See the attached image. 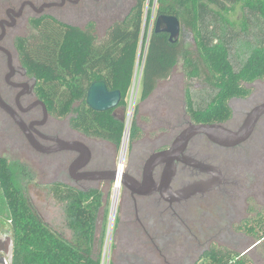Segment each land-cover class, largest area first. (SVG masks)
I'll return each mask as SVG.
<instances>
[{"label":"flooded vegetation","instance_id":"af4514ba","mask_svg":"<svg viewBox=\"0 0 264 264\" xmlns=\"http://www.w3.org/2000/svg\"><path fill=\"white\" fill-rule=\"evenodd\" d=\"M81 1L0 3V128L17 151L30 148L40 157L43 173L54 178L48 184L50 191L57 183L85 193L96 190L104 196L117 180L115 151L120 148L73 130L71 116L57 119L48 112L46 117L44 102L36 92L39 80L23 65L17 48L19 38L34 34L32 18L58 19L47 11L77 6ZM97 1H86V9H92ZM46 4L57 6L41 11ZM24 22L34 32L20 34L26 29ZM244 88L246 96L229 100L230 117L225 122H198L184 110V115L154 113L150 125L138 126L141 136L135 142L139 145L131 150L123 174V180L128 175L138 187L129 180L126 185L122 182L116 211L120 202L123 216L117 228L123 242L115 251L117 262L113 264H199L206 260L210 264V255L215 252L229 264L264 263V114L243 142L222 143L199 134L178 154L152 167L148 164L156 154L171 151L192 125H219L230 132L239 131L253 110L264 105V79L245 83ZM121 109L125 107L119 104L113 116L124 123ZM62 142H82L89 148L90 159L83 168L74 169L82 162L78 149H67ZM256 249H260L258 257L250 258Z\"/></svg>","mask_w":264,"mask_h":264},{"label":"trees","instance_id":"16d2710c","mask_svg":"<svg viewBox=\"0 0 264 264\" xmlns=\"http://www.w3.org/2000/svg\"><path fill=\"white\" fill-rule=\"evenodd\" d=\"M146 2L136 0L129 13L109 27L101 42H97L94 23L80 28L52 16L32 18L34 34L17 40L21 61L38 78L36 92L49 114L57 119L71 116L73 130L118 148L124 123L113 116L115 109L92 110L86 97L93 83L103 81L110 91L121 92L120 105L126 107L143 37L147 42ZM157 4V17H177L182 37L191 33L194 42L193 47L185 38L171 43L169 34L155 32L154 22L148 36L140 99L149 98L160 81L169 79L181 60L189 79L201 80L203 88L214 94L204 108L196 109L186 90L192 117L203 123L225 122L230 117L229 100L248 94L245 83L264 79V0H157ZM237 6L242 17L236 22L227 14ZM138 132L134 123L132 140ZM51 193L65 206V225L72 231L71 239L43 221L28 196L15 185L10 163L0 156V197L6 202V216L14 232L12 264H102L101 255L96 254L95 233L103 194L96 190L80 192L57 183L51 186ZM209 259L210 264H229L217 252Z\"/></svg>","mask_w":264,"mask_h":264},{"label":"rangeland","instance_id":"374dc122","mask_svg":"<svg viewBox=\"0 0 264 264\" xmlns=\"http://www.w3.org/2000/svg\"><path fill=\"white\" fill-rule=\"evenodd\" d=\"M5 1V2H4ZM22 0H0V3L20 2ZM86 1L82 0L77 6H66L61 8H52L47 11L50 15L57 17L60 21L67 24L85 28L89 23L95 24V36L97 42H101L105 37L109 27L122 20L135 5L136 0H100L92 9H86ZM95 2V1H94ZM157 0H147L145 5V24L144 30L149 29L147 34V42H144V37L140 44V51L135 68L133 85L128 92L126 98V107L121 109L120 114L124 117L125 131L120 149L116 153L117 167L120 164L121 156L126 147L125 155V172L127 171L130 152L133 148L139 145L135 142L141 136L140 130L132 141L131 131L133 124L141 129L145 125H150L154 119V113L158 116L167 115L169 111H174L173 114L181 113L184 115V110H188L185 92L189 89L193 103L196 109L204 108L212 99L213 93L207 88H203V83L199 79H189L183 69V62L180 60L171 77L167 80H162L158 83L155 92L146 100H141L142 86V71L146 56L148 36L152 31L157 14ZM150 10V11H149ZM216 10V9H215ZM150 12V14H148ZM28 14H30L28 12ZM227 17L232 21H239L242 17V11L239 6L235 7L232 12L227 14ZM147 23V24H146ZM26 29H22L20 34L27 35L34 31L24 22ZM185 38L187 44L193 47V35L185 34L182 37L180 34L179 40ZM143 47H145L142 55ZM235 59V58H233ZM234 63V61H233ZM134 83L136 90L133 91ZM177 116L175 115V118ZM143 134V132H142ZM128 143V144H127ZM125 145V146H124ZM127 145V146H126ZM28 147V146H27ZM110 145L107 148L110 149ZM264 151V150H262ZM125 153V154H126ZM261 155V154H259ZM0 156L4 157L10 163L14 173L15 185L31 200L33 207L43 221L53 230L63 234L67 239H71V233L66 228V214L64 204L59 203L53 197L48 184L54 180L53 176H47L43 173V167L40 163V157L30 148L25 151H17L13 143L8 139L0 128ZM263 156V155H261ZM67 183L68 180H66ZM114 185L109 186V190L104 194L103 207L100 210L98 223L96 228V254H100L102 264H113L117 262L115 251L119 244L123 242V234L117 228V222L123 216L120 212V202L116 215H113L114 209ZM123 188V185H122ZM123 190V189H122ZM0 197V236L6 232L10 237H14V232L9 218L6 216L5 201H1ZM6 208V209H5ZM116 223V225L114 224ZM115 225V226H114ZM119 227V226H118ZM117 231L119 233H117ZM259 250L253 251L250 258H256L259 255ZM199 264H208L207 260ZM264 264V263H263Z\"/></svg>","mask_w":264,"mask_h":264},{"label":"water","instance_id":"95a60500","mask_svg":"<svg viewBox=\"0 0 264 264\" xmlns=\"http://www.w3.org/2000/svg\"><path fill=\"white\" fill-rule=\"evenodd\" d=\"M57 4H46L41 8V11L47 8L56 7ZM155 32L156 33H167L169 34V41L175 43L179 40L181 34V23L179 19L175 16L161 15L158 16L155 22ZM149 40V38H148ZM122 100V94L120 91H110L103 81H98L93 83L87 92V105L94 111L97 112H106L113 109H116ZM46 117L48 115L47 108L43 103ZM264 114V105L256 108L248 116L245 124L237 132H230L225 128L219 125H192L187 129L176 141L171 151L156 154L149 161V166L152 167L158 161H161L164 158L171 157L178 154L184 147L187 142L195 135L204 134L209 136L212 140L222 143H240L245 141L251 132L253 131L257 120L259 117ZM31 144L36 149L40 150L39 146L30 139ZM67 149H78L81 153L79 161L81 164L77 163V166L74 168L76 171L85 166V164L90 159V150L82 142H62ZM41 151V150H40ZM78 162V161H77ZM79 164V165H78ZM99 175V174H96ZM116 179H112L114 182ZM128 180L130 184L134 187H138V184L135 180L130 178L128 175L125 176L123 184H127ZM14 257V239L10 237L9 233H5L0 236V264H12Z\"/></svg>","mask_w":264,"mask_h":264},{"label":"bare ground","instance_id":"6f19581e","mask_svg":"<svg viewBox=\"0 0 264 264\" xmlns=\"http://www.w3.org/2000/svg\"><path fill=\"white\" fill-rule=\"evenodd\" d=\"M125 153H126V147H124V151H123L122 156H121V161H120V164L118 165V176H117L116 183L114 185L115 192H114V209H113V215L115 214L116 207H117V202H118V198H119V195H120L119 193H120V190L122 188L123 174L125 172V158H126L125 155H127V153L126 154Z\"/></svg>","mask_w":264,"mask_h":264},{"label":"built area","instance_id":"2783aa9c","mask_svg":"<svg viewBox=\"0 0 264 264\" xmlns=\"http://www.w3.org/2000/svg\"><path fill=\"white\" fill-rule=\"evenodd\" d=\"M135 90H136V83H134V88H133V91L135 92ZM115 183H116V181H115ZM114 183V184H115ZM114 191H115V188H114Z\"/></svg>","mask_w":264,"mask_h":264}]
</instances>
